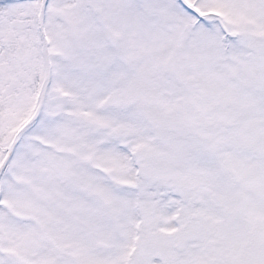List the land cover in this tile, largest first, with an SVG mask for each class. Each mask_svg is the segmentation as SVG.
I'll list each match as a JSON object with an SVG mask.
<instances>
[{"label":"snow or ice","instance_id":"6c2138e0","mask_svg":"<svg viewBox=\"0 0 264 264\" xmlns=\"http://www.w3.org/2000/svg\"><path fill=\"white\" fill-rule=\"evenodd\" d=\"M0 264H264V0H0Z\"/></svg>","mask_w":264,"mask_h":264}]
</instances>
